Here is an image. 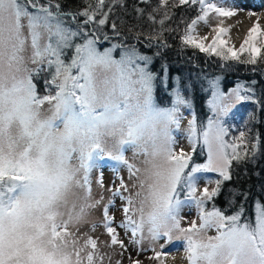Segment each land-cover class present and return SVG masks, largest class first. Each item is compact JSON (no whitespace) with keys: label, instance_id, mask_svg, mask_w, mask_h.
<instances>
[{"label":"snow or ice","instance_id":"1","mask_svg":"<svg viewBox=\"0 0 264 264\" xmlns=\"http://www.w3.org/2000/svg\"><path fill=\"white\" fill-rule=\"evenodd\" d=\"M141 3L150 5L151 0H138L132 6L136 23L125 35L117 9L128 13L126 0H83L82 7L69 11L60 0H0V264H71L70 258L61 255L64 236L70 235L68 221L63 227L57 222L62 215L57 205L72 180L66 164L76 150L75 141L81 147L85 168L83 186L90 191L86 162L93 153L102 151L106 132L120 133L119 152L108 155L119 161L128 175L127 181L120 177L119 185L111 189L112 197L122 201L123 215L118 223L109 214L114 199L103 204L109 247L127 251L130 245L137 246L140 251H152L150 259L163 264L165 248L177 239L183 241L188 264H264V204L256 202L254 224L241 223L242 205L227 214L215 204L224 182L232 179L234 166L254 164L260 154L259 134L251 142L243 130L231 136L225 121L237 102L260 104L256 82L241 94L240 84L224 93L216 80L209 81L212 91L207 105L212 115L200 129L194 113L188 121L185 131L190 151L177 150L172 135L173 126L180 128L179 106H186L187 101L177 93L170 111L156 113L137 98V89L141 93L149 90L153 75L148 55L137 50L139 43L168 48L165 33H179L181 51L191 49L194 55L251 66L253 74L264 75V28L254 22L237 48L224 38L229 29L217 25L215 35L206 42V37L194 35L197 23L207 24L210 12L232 16L233 9L208 0H158L151 10L140 7ZM197 6L194 18L187 20L181 13L177 26H169L176 9L189 12ZM129 38L135 43H128ZM102 41L111 43L101 51L98 45ZM26 46L31 48L28 59L33 67L23 56ZM70 48L73 54L69 59L66 50ZM117 50L119 58L114 56ZM100 71L105 73L102 79ZM45 104L50 105L51 115L41 118L40 109ZM14 122L19 125L17 139L27 145L16 160L3 152L6 135L9 148L15 144L10 134ZM58 123L63 124L61 132L56 131ZM161 123L163 127L158 128ZM125 146H135L143 153L145 168L125 158ZM198 147L200 155H206L203 163L196 162ZM200 180L205 183L198 189ZM97 183L103 184L102 175ZM134 188L138 190L134 192ZM239 194L247 199L246 192ZM192 206L198 219L184 226L182 208ZM83 214L82 208L74 219L78 221ZM22 225L30 231H20ZM209 229L216 234L206 235ZM87 239L95 251L97 238ZM161 240L164 243L156 250ZM89 259H94L92 253ZM130 264L142 262L130 259Z\"/></svg>","mask_w":264,"mask_h":264},{"label":"rangeland","instance_id":"2","mask_svg":"<svg viewBox=\"0 0 264 264\" xmlns=\"http://www.w3.org/2000/svg\"><path fill=\"white\" fill-rule=\"evenodd\" d=\"M231 1L232 0H208V2L216 3L217 6L224 8L226 7V4ZM252 2L255 3L256 7L264 4V0H252ZM221 17L223 16H219L214 12H210L207 21L208 19L215 20ZM197 24L198 25L195 26L194 35H196L197 37H201V36L206 37V42H210L212 38V37L210 38V32L212 29L210 21L207 22V24H205L203 21H199ZM222 26L229 29V32L225 35V37L227 36V38L230 39L229 43L235 46V41H236L235 37L237 36V34H235L233 27L225 26V24H222ZM251 26H249L246 29V34ZM24 33L25 35L27 34L26 27L24 28ZM109 46L110 45L106 47ZM104 48L105 47L103 48L99 47L101 51ZM72 54L73 52L71 48L66 50L67 58L70 59ZM30 55H31V48L26 46L23 52V56L25 58V61L28 63V66L33 67V65L28 59ZM119 55H120L119 50L114 52V56H116L117 58H119ZM151 60H152L151 57L148 56L147 61L149 66L151 65ZM104 75L105 73L100 71L101 79L103 78ZM155 80H156V76L153 74L150 82V87L147 92L141 93L137 89V98L140 104L147 105L148 107L151 108L152 111L156 113H164L170 111L173 108L177 93H179V95L184 100L187 101L186 106L185 105L179 106L180 111L182 113V118L180 119V128L176 129L173 126L172 129V135L177 142L175 147L177 148V146L183 145L185 141H187L186 143H188V136L185 129H187L188 121L192 118L194 112L190 108L189 101L182 96L183 93L181 92V90L178 89H175L172 92L173 99L170 107H159L155 103V97H156L154 94L155 83H156ZM214 80L217 81L220 90L223 91L220 87L219 80L217 79ZM230 89L223 92L228 93ZM244 89L245 87L242 85L241 94H246ZM237 103H235L234 105H236ZM43 109L49 110L47 114L51 115L50 105L48 104L43 105ZM157 127L162 128L163 123L159 124ZM56 131L57 132L63 131L62 123L57 124ZM10 134L13 140H15V144L11 148H9V141L6 135L3 143V152L6 157L16 160L21 157V154L24 152L27 145H26V141L17 139L19 134V125L17 123L14 122L11 125ZM119 139H120L119 132L113 135L107 134L106 132L102 137V151H97L93 153L91 160L86 162L88 163L90 191L83 186L85 168L82 167L81 147L75 141L73 142V147L76 150L71 153V156L66 164L68 171L72 175V180L69 183L68 187L63 190L62 198L57 205L59 212L62 214L58 218L57 222L60 224L61 227H63L64 222L68 221V230L70 233V235L64 236L63 245L61 247V255L70 258L71 264H101V256H103V264H116L117 260H121L122 264H130V259H139L142 262V264H159L158 261L150 259V257L153 256L152 251H147V250L140 251L137 246H131V245L128 247L127 251H122L119 248V246H115L113 248V247H109L107 244L109 237L107 236L103 228V221H102L103 204L107 203L109 199H114V204L110 208L109 214L114 215L118 223L123 215L121 212L122 201L118 197L117 198L112 197L111 189H114L116 186L119 185L120 177H123L126 181L128 180L127 169L119 161L112 159L108 155V153L115 155L119 152L120 150V146L118 144ZM186 145L187 148H185L183 145V149H187L188 151H190L191 145L189 143ZM84 151H87L86 146L84 147ZM123 154L125 158L129 160L130 163H135L141 169L146 167V165L143 163V161L145 160V156L143 155L142 152H137L135 146H125ZM54 159H55L54 156L50 157V160H54ZM101 175L103 176L102 185L97 183V180L101 177ZM209 175H215V174H209ZM204 183L205 182L203 180H200L198 182V189L203 188ZM208 186L212 187L213 185H208ZM137 190L138 189L135 188L133 189L134 192ZM82 208L84 209V214L82 218L77 221L74 218L77 216L78 213H80ZM181 215L186 217V220L182 221V224L184 226H187L188 222H190L192 219H198L197 212L194 206H192L191 208H182ZM25 230L30 231V229H27L26 225H22L20 231H25ZM120 234L124 239L125 244L128 245L129 242L127 237L123 236L122 231ZM215 234L216 233L214 229H209L206 233V235L208 236H214ZM89 236H94L97 238L98 246L95 249V251H93V249L90 247L88 243L87 238ZM162 243H164L163 240L159 241L155 245L156 250H159V246ZM175 245L176 247H179V249L181 248L180 250L186 254L185 249L183 247V241L177 239H173V241L169 243V245L165 248L164 251L172 249L173 247H175ZM148 247H149L148 243L145 242L144 248L147 249ZM172 251L175 250L172 249ZM89 253L93 254L94 259L91 260L89 259ZM129 253H131V256H129Z\"/></svg>","mask_w":264,"mask_h":264},{"label":"trees","instance_id":"3","mask_svg":"<svg viewBox=\"0 0 264 264\" xmlns=\"http://www.w3.org/2000/svg\"><path fill=\"white\" fill-rule=\"evenodd\" d=\"M137 2L138 0H126L128 13L117 9L124 21L121 30L125 35H127L128 27L136 23V20L133 19L135 13L132 12V6ZM60 3L65 11L78 10L83 6V0H60ZM157 3L158 0H151L150 5L141 3L139 6L151 10ZM176 13L175 20L169 25L173 28L177 26L176 22L180 20L181 13H184L187 20L194 18L198 14V6L189 12H184L183 8H179L176 9ZM117 22L120 23L119 20ZM183 27L184 24L181 23V31ZM105 31L111 35L109 27H106ZM178 35L179 33H165L167 43L170 45L168 48L147 47L143 42L137 45L138 52L148 55L152 59L149 69L156 76L154 94L156 96L155 103L159 107H170L173 90H181L182 96L190 103V108L197 118V127L200 129L201 125H206L211 116V111L207 105V99L211 95L209 81L219 80L223 91H227L237 84L253 87L252 81L256 82L254 85L255 95L260 100V104L241 101L232 107L229 115L225 117V121L230 127L231 136H237L239 131L243 130L248 133L249 142H251V138L259 134L261 138L260 154L254 164L249 162L234 166L232 179L224 182L220 194L215 199V204L227 214H233L240 210L242 205L244 211L241 223L251 222L254 224L256 202L259 201L264 204V75L259 72L253 74L251 66L232 61L223 62L216 57L209 58L199 53L194 55L191 49L186 52L181 51ZM111 42L102 41L99 47H106ZM127 42L135 43L131 38ZM200 151L201 149L198 147L194 155L196 162L203 163L206 155H200ZM244 192L248 194L247 199L239 194ZM207 206L211 207V203Z\"/></svg>","mask_w":264,"mask_h":264},{"label":"bare ground","instance_id":"4","mask_svg":"<svg viewBox=\"0 0 264 264\" xmlns=\"http://www.w3.org/2000/svg\"><path fill=\"white\" fill-rule=\"evenodd\" d=\"M225 8L233 9L235 14L232 16H223L215 20L208 19V22L210 21L212 26L210 38L215 35L214 28L217 25L222 26V24H225V26L233 27L235 34H237L235 37V47H238L239 43L246 35V29L254 22H258L260 26L264 28V4L256 7L252 0H232L226 4ZM249 13H254V15H250ZM224 38L228 41L230 40L227 36ZM186 142L187 141L183 143L185 148H187L186 144L189 143ZM183 145L177 146L176 149L179 150L183 148ZM184 150L188 151L187 149ZM172 249L175 251H172ZM172 249L165 251L163 264H188L186 254L180 250L181 248L179 249V247L175 245Z\"/></svg>","mask_w":264,"mask_h":264},{"label":"clouds","instance_id":"5","mask_svg":"<svg viewBox=\"0 0 264 264\" xmlns=\"http://www.w3.org/2000/svg\"><path fill=\"white\" fill-rule=\"evenodd\" d=\"M48 111H49V110L43 109V107H42L41 112H40V117H41V118H45V117L50 116V115L47 114Z\"/></svg>","mask_w":264,"mask_h":264}]
</instances>
